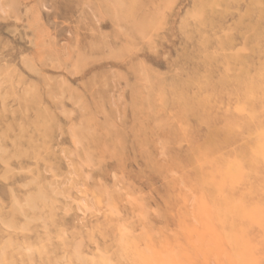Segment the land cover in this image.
Returning <instances> with one entry per match:
<instances>
[{"label": "rangeland", "instance_id": "1", "mask_svg": "<svg viewBox=\"0 0 264 264\" xmlns=\"http://www.w3.org/2000/svg\"><path fill=\"white\" fill-rule=\"evenodd\" d=\"M0 264H264V0H0Z\"/></svg>", "mask_w": 264, "mask_h": 264}, {"label": "bare ground", "instance_id": "2", "mask_svg": "<svg viewBox=\"0 0 264 264\" xmlns=\"http://www.w3.org/2000/svg\"><path fill=\"white\" fill-rule=\"evenodd\" d=\"M244 10H245V9H244ZM250 81H251V80H250ZM235 164H236V163H235ZM235 167H236V168H238V166H237V165H236ZM86 259H87V258H86Z\"/></svg>", "mask_w": 264, "mask_h": 264}]
</instances>
